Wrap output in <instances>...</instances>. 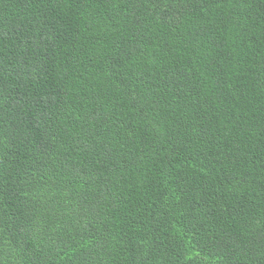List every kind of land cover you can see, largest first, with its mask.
Wrapping results in <instances>:
<instances>
[{
  "label": "trees",
  "instance_id": "16d2710c",
  "mask_svg": "<svg viewBox=\"0 0 264 264\" xmlns=\"http://www.w3.org/2000/svg\"><path fill=\"white\" fill-rule=\"evenodd\" d=\"M0 264H264V0H0Z\"/></svg>",
  "mask_w": 264,
  "mask_h": 264
}]
</instances>
